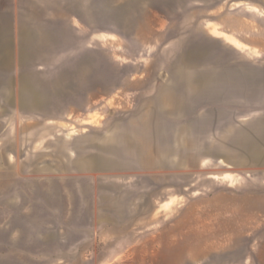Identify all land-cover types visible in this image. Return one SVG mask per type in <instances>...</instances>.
Segmentation results:
<instances>
[{
	"label": "rangeland",
	"instance_id": "obj_1",
	"mask_svg": "<svg viewBox=\"0 0 264 264\" xmlns=\"http://www.w3.org/2000/svg\"><path fill=\"white\" fill-rule=\"evenodd\" d=\"M262 121L264 0H0V264H264Z\"/></svg>",
	"mask_w": 264,
	"mask_h": 264
},
{
	"label": "crops",
	"instance_id": "obj_2",
	"mask_svg": "<svg viewBox=\"0 0 264 264\" xmlns=\"http://www.w3.org/2000/svg\"><path fill=\"white\" fill-rule=\"evenodd\" d=\"M82 14H70L68 11H35L27 12L23 15L18 13L14 14L13 27L14 31L18 32L21 36H27L29 43L34 46L35 43H39L37 35H42V43H49L50 46L42 47L39 49L41 52L38 56L41 58V62H37L36 65L41 66H54L63 65L64 56H69L70 46L65 40V36L68 34L70 27H74L72 20H81ZM88 28V27H87ZM95 35V33H94ZM56 37V38H55ZM54 43L57 47L54 48ZM34 49V47L32 48ZM56 51L54 54L53 51ZM43 52V53H42ZM61 61V63H59ZM253 77V90L257 93L258 73L256 70L251 75ZM264 123V121H262ZM257 123H255V129H257Z\"/></svg>",
	"mask_w": 264,
	"mask_h": 264
},
{
	"label": "bare ground",
	"instance_id": "obj_3",
	"mask_svg": "<svg viewBox=\"0 0 264 264\" xmlns=\"http://www.w3.org/2000/svg\"><path fill=\"white\" fill-rule=\"evenodd\" d=\"M232 42V41H231ZM232 44H235L234 42H232Z\"/></svg>",
	"mask_w": 264,
	"mask_h": 264
}]
</instances>
